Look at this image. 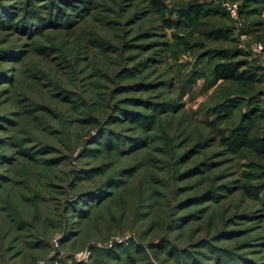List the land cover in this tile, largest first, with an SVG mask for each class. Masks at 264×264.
I'll list each match as a JSON object with an SVG mask.
<instances>
[{
  "label": "rangeland",
  "instance_id": "rangeland-1",
  "mask_svg": "<svg viewBox=\"0 0 264 264\" xmlns=\"http://www.w3.org/2000/svg\"><path fill=\"white\" fill-rule=\"evenodd\" d=\"M0 264H264V2L0 0Z\"/></svg>",
  "mask_w": 264,
  "mask_h": 264
},
{
  "label": "trees",
  "instance_id": "trees-1",
  "mask_svg": "<svg viewBox=\"0 0 264 264\" xmlns=\"http://www.w3.org/2000/svg\"><path fill=\"white\" fill-rule=\"evenodd\" d=\"M252 2L261 4L264 0H250ZM205 10L203 4L190 5L188 7H182L178 12L182 15L183 19L191 20L193 16L201 14ZM207 11V10H206ZM222 59H225V63H219L214 68V73L218 78L230 80V81H248L254 82L256 80L254 74L250 70H242L246 67L245 63L241 62H232L234 59L233 53L223 52L219 54ZM249 135L246 136L248 139ZM231 146H235L238 149H242L247 146V140H241V138H236L231 142ZM262 151V150H261Z\"/></svg>",
  "mask_w": 264,
  "mask_h": 264
},
{
  "label": "built area",
  "instance_id": "built-area-1",
  "mask_svg": "<svg viewBox=\"0 0 264 264\" xmlns=\"http://www.w3.org/2000/svg\"><path fill=\"white\" fill-rule=\"evenodd\" d=\"M229 10H230L232 16L235 17V16L237 15L238 7H237V5L235 4V5L230 6V7H229ZM255 49H256V50H261V49H262V46H261L260 44H259V45H256V46H255Z\"/></svg>",
  "mask_w": 264,
  "mask_h": 264
}]
</instances>
